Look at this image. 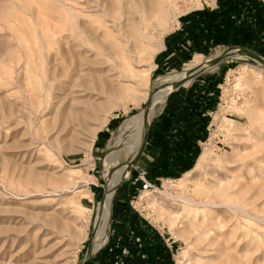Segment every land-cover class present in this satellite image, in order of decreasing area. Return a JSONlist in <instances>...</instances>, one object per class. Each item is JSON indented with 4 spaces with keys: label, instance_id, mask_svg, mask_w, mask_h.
Listing matches in <instances>:
<instances>
[{
    "label": "rangeland",
    "instance_id": "1",
    "mask_svg": "<svg viewBox=\"0 0 264 264\" xmlns=\"http://www.w3.org/2000/svg\"><path fill=\"white\" fill-rule=\"evenodd\" d=\"M200 52L209 67L155 102L138 153L133 132L118 148L163 77ZM62 53L81 74L44 98ZM177 110L201 131L184 161L148 177L137 163L152 124ZM114 181L108 239L89 254ZM119 193L150 224L159 264H264V0H0V264L116 257Z\"/></svg>",
    "mask_w": 264,
    "mask_h": 264
},
{
    "label": "crops",
    "instance_id": "2",
    "mask_svg": "<svg viewBox=\"0 0 264 264\" xmlns=\"http://www.w3.org/2000/svg\"><path fill=\"white\" fill-rule=\"evenodd\" d=\"M198 122V119L181 110L162 113L152 124L149 140L137 163V168L144 170V173H149L148 177L158 178L161 173L170 171L172 166L184 161L185 152L189 151L184 146L186 141L190 135L201 131L202 125ZM144 127L145 122L138 130ZM144 132L145 130L136 138V152L141 146ZM117 196L114 205L116 220L112 244H117L119 254L115 257L105 250L97 256L96 262L100 264H159L161 259L159 242L151 236L150 224L140 220L137 211L132 209V205L129 207V193H119ZM106 237L107 235L104 240Z\"/></svg>",
    "mask_w": 264,
    "mask_h": 264
},
{
    "label": "bare ground",
    "instance_id": "3",
    "mask_svg": "<svg viewBox=\"0 0 264 264\" xmlns=\"http://www.w3.org/2000/svg\"><path fill=\"white\" fill-rule=\"evenodd\" d=\"M136 1V0H135ZM166 1V0H165ZM131 3V2H130ZM133 4H130V6ZM131 7V8H132ZM152 8V7H151ZM136 9V7H135ZM139 11V10H138ZM130 14V13H129ZM131 15V14H130ZM130 17V16H129ZM121 22V21H120ZM116 23V22H115ZM119 23V22H118ZM102 24V23H101ZM121 25V24H120ZM122 27V26H121ZM63 28V27H62ZM64 30V29H63ZM75 31V30H74ZM82 31V30H81ZM80 31V32H81ZM125 30H123L124 32ZM65 32V31H64ZM120 33V32H119ZM122 33V32H121ZM65 35V33H64ZM113 36V35H112ZM88 37V36H87ZM119 38V37H118ZM70 39V38H69ZM66 40H68L66 38ZM80 40V39H79ZM121 40V39H120ZM68 41H71L68 40ZM70 43V42H69ZM73 43V42H72ZM81 47V46H79ZM89 51V50H88ZM87 51V52H88ZM129 51V50H128ZM230 54H231V58L233 57H239V55H241L238 50H231L230 51ZM198 57H203V54H198L197 56H195L193 58V60H191L186 68L183 70V71H179L177 73H173V74H169V75H165L163 77V83L162 85L156 90H153L154 92L150 95V98L148 99V102H147V106L142 110V114L139 115V116H136L135 118H131L129 119L128 122H126L122 128V130L120 131V135L116 141L117 145L118 143L121 142L122 140V136L123 134H125V131H129L130 133L133 132L134 134L131 135L132 136V140L133 138L135 139L142 131L145 130L144 132V137H143V140H142V143L145 139V135H146V132L148 130V127H149V124L153 118V114H154V108H155V102L158 101V99H162L163 97H165V95L173 89V86H174V83H176L177 81L181 80V79H184L185 77L187 76H190V77H193L195 76L202 68H206V67H209L208 64H206L208 62V60H205V58L203 57L202 59H199ZM240 57H243V56H240ZM62 61L63 63L61 65H59L57 63V65H54L53 69L50 70V69H47L46 70V73L48 72V81H51L50 83V88L47 89V87H45L44 85V98H48V91L49 93L50 92H53L52 91V85H56V92L55 94L52 93L51 95H53V97H60L61 94H65L67 91L69 92H72L73 89H72V86L75 85V82H76V78H78L81 74V69H80V65L76 63V60H71L69 61L68 58L66 57V53H62ZM70 59V58H69ZM261 63V62H259ZM262 64V63H261ZM82 65V64H81ZM61 66V68H60ZM47 67V66H46ZM180 78V79H179ZM178 79V80H177ZM176 80V81H175ZM54 81H56V83H54ZM76 86V85H75ZM171 86V87H170ZM170 87V88H168ZM54 90V89H53ZM171 92V91H170ZM68 95V94H67ZM159 95V97L157 98V96ZM50 96V94H49ZM53 100V99H52ZM51 104V103H50ZM45 105V104H44ZM45 107V106H44ZM150 116V117H149ZM149 118V119H148ZM145 122V127L142 129V130H138L140 127L143 126ZM138 130V131H137ZM137 131V132H136ZM129 135V134H128ZM128 137V136H127ZM116 138V137H115ZM131 138V137H130ZM128 139L130 140V142L132 141L131 139ZM115 140V139H114ZM126 140V139H125ZM124 140V141H125ZM126 142V141H125ZM129 142V141H128ZM133 142V141H132ZM124 143V142H123ZM141 143V145H142ZM122 144V143H121ZM125 146V145H124ZM133 146V144H132ZM132 146H128V149L129 151L131 152L132 150ZM111 147V146H110ZM123 147V146H122ZM141 147V146H140ZM118 148H119V145H118ZM125 147H123L124 149ZM139 151V150H138ZM137 151V153H138ZM117 153V152H116ZM136 153V155H137ZM111 155H113L111 153ZM135 155V156H136ZM206 154H203L200 159H199V162L198 164L193 168L191 169L190 171L187 172L188 173H191L193 171H195L196 169H198L199 167L202 166L203 162L205 161L206 157H205ZM135 156L130 159L129 161L125 162L127 167H126V173L124 172L123 174H120V177L121 176H128V173H129V168L130 166L132 165V163L135 162ZM108 157V156H107ZM117 157V156H116ZM114 157L113 159V162H112V165H110L111 162H109V159L105 157L106 159V166L110 168V166H118L119 163L117 161V158ZM105 161V160H104ZM106 167V168H107ZM107 168V169H109ZM114 172V171H113ZM104 173V172H103ZM119 174V173H118ZM125 174V175H124ZM104 177V176H103ZM124 177V178H125ZM179 180H181V178H179ZM183 180V179H182ZM170 181V180H168ZM115 182L112 183L110 185V188L107 190V194H106V197L105 199L103 200V198L101 199L100 201V206H99V224H98V227L96 228V231H95V237L93 239V242H92V246H91V249H90V252L89 254L97 251L99 248H100V244L102 243V241L105 239V236L107 235L106 237V240L108 238V232H109V222L111 220V207H112V200H113V195H114V190H112V187L115 185ZM117 183V182H116ZM159 191V190H158ZM161 192V191H160ZM170 197V196H169ZM180 197V196H179ZM183 197V196H182ZM185 198L187 201L188 199L186 197H183ZM190 200V199H189ZM79 203V202H78ZM206 203V202H205ZM204 203V204H205ZM203 204V203H202ZM209 204V203H208ZM207 205V204H206ZM215 206H219V205H215ZM228 206V205H227ZM226 206V207H227ZM229 207V206H228ZM232 207V206H231ZM230 207V208H231ZM239 209V208H238ZM242 211V210H241ZM244 211V210H243ZM243 213V212H242ZM248 217V216H247ZM96 224V223H95ZM106 240L104 241V243L106 242ZM99 246V247H97ZM97 247V248H95ZM88 254V255H89Z\"/></svg>",
    "mask_w": 264,
    "mask_h": 264
},
{
    "label": "water",
    "instance_id": "4",
    "mask_svg": "<svg viewBox=\"0 0 264 264\" xmlns=\"http://www.w3.org/2000/svg\"><path fill=\"white\" fill-rule=\"evenodd\" d=\"M141 152H143V150H141ZM141 154V153H140ZM138 159H139V156H138V158L137 159H135V162L134 163H136L137 161H138ZM133 163V164H134Z\"/></svg>",
    "mask_w": 264,
    "mask_h": 264
},
{
    "label": "built area",
    "instance_id": "5",
    "mask_svg": "<svg viewBox=\"0 0 264 264\" xmlns=\"http://www.w3.org/2000/svg\"><path fill=\"white\" fill-rule=\"evenodd\" d=\"M148 185H147V183L145 182V184H144V187H147Z\"/></svg>",
    "mask_w": 264,
    "mask_h": 264
}]
</instances>
